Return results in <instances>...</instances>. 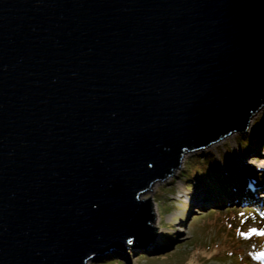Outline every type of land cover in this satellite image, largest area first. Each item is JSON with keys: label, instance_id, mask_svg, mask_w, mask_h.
<instances>
[{"label": "water", "instance_id": "95a60500", "mask_svg": "<svg viewBox=\"0 0 264 264\" xmlns=\"http://www.w3.org/2000/svg\"><path fill=\"white\" fill-rule=\"evenodd\" d=\"M263 108L264 0H0V264L155 244L140 198Z\"/></svg>", "mask_w": 264, "mask_h": 264}, {"label": "rangeland", "instance_id": "374dc122", "mask_svg": "<svg viewBox=\"0 0 264 264\" xmlns=\"http://www.w3.org/2000/svg\"><path fill=\"white\" fill-rule=\"evenodd\" d=\"M262 119L264 108L251 121L248 133ZM237 136L224 139L207 150L187 154L181 169L173 177L154 184L140 198L142 201L152 200L155 223L151 225L158 229L155 244L147 248L131 247L127 254L121 251L107 252L88 264H239L247 259L249 264H264V198L259 201L240 196L228 198V195L240 189L255 194L257 189L254 186L249 188V180L242 183L236 179V175L239 178L246 168L245 171L253 176L256 184L261 180L260 174H264V137L260 138L262 140L258 145L253 143L244 149L243 141ZM211 152L219 163L223 178L218 194H213L204 180L193 178L187 182L183 177L194 172L195 168L191 169L194 166L200 168L199 161H196L199 153L204 155ZM192 162H195L194 166ZM235 180L243 185H234ZM216 203L226 205L215 206ZM232 211L236 212L232 214ZM212 212L225 217H216ZM232 218H235L234 222L225 223ZM130 244L133 246L132 242ZM166 245L171 248L153 252ZM231 252L241 254L237 256L238 262L227 258V254L231 257ZM167 253H171L170 256ZM217 254L218 257L215 256ZM141 257L164 260L152 263L139 260Z\"/></svg>", "mask_w": 264, "mask_h": 264}, {"label": "trees", "instance_id": "16d2710c", "mask_svg": "<svg viewBox=\"0 0 264 264\" xmlns=\"http://www.w3.org/2000/svg\"><path fill=\"white\" fill-rule=\"evenodd\" d=\"M237 137H239V140L243 141V145L245 146L244 149L247 148L249 145H252L253 143L255 145H258L260 143V141L262 140L260 138L264 137V119L259 120L254 125V127L252 128L250 133L245 134V135L244 134L238 135ZM196 161H199L200 168L196 169L197 166H194V164H193L195 162H192L191 164L194 167L191 169L195 168L194 172L190 173V175L183 176V177L186 178L187 182L192 181L193 178H198L200 180H204L205 185L207 184L206 186H209V188H211V190L214 191V193L218 194L219 193L218 188L222 184L223 178H222L221 170L219 169L220 168L219 163L214 159V154L212 152L207 153V154L204 153V155L199 153L197 158H196ZM225 205H226V203H220V204L216 203L215 204V206H225ZM232 212H233L232 214H234L236 211H232ZM247 212H250L251 214L255 213V211H247ZM227 213H229V212H227ZM212 214H214V216H216V217H223V216L225 217V215L220 214V213L212 212ZM234 220H235V218L228 219L225 221V223L234 222ZM167 248H171V246L166 245L162 248L156 249V251L154 250L153 252H161ZM237 254L234 252H231V257H229V255L227 254V258H229V260H234V261L238 262L237 256H241V254L240 253H237ZM215 256L218 257V254ZM219 256H221V255H219ZM180 258H182V256ZM139 260H149L152 263H156V262H162L164 259H147L146 257H141V258H139ZM182 260H183V258H182ZM242 261H244V260H242ZM117 263L118 264H124V263H120V262H117ZM179 263H182V262L179 261ZM183 264H185V263L183 262ZM236 264H238V263H236ZM239 264H249V259H247L244 263L239 262Z\"/></svg>", "mask_w": 264, "mask_h": 264}, {"label": "bare ground", "instance_id": "6f19581e", "mask_svg": "<svg viewBox=\"0 0 264 264\" xmlns=\"http://www.w3.org/2000/svg\"><path fill=\"white\" fill-rule=\"evenodd\" d=\"M184 161H185V159H184ZM245 169L246 168H244V171H242V174L239 176V178H238V174L236 175V179L242 181V183H243V180H245V181L249 180L247 185H249V188H253V186H254L255 190L257 189L254 192L255 194H252V191H248L247 192V191H244V190L240 189L236 193H233L232 195H228V198H234V197L237 198V197L240 196L241 198H245V199L251 200V201H253V199H257L258 201L263 199L264 198V174H262V173L260 174L261 175V180L257 181V184H256V182L254 181L253 176L250 175L249 173H247L245 171ZM233 182H234V185L242 184L241 182H238L236 180L233 181ZM228 183H229V179H228ZM261 192H262V194L260 195ZM212 193L216 194V193H214V191H212ZM245 199H243V201H245Z\"/></svg>", "mask_w": 264, "mask_h": 264}, {"label": "flooded vegetation", "instance_id": "af4514ba", "mask_svg": "<svg viewBox=\"0 0 264 264\" xmlns=\"http://www.w3.org/2000/svg\"><path fill=\"white\" fill-rule=\"evenodd\" d=\"M171 253H167V256H170Z\"/></svg>", "mask_w": 264, "mask_h": 264}, {"label": "snow or ice", "instance_id": "6c2138e0", "mask_svg": "<svg viewBox=\"0 0 264 264\" xmlns=\"http://www.w3.org/2000/svg\"><path fill=\"white\" fill-rule=\"evenodd\" d=\"M262 234H264V233H262Z\"/></svg>", "mask_w": 264, "mask_h": 264}]
</instances>
